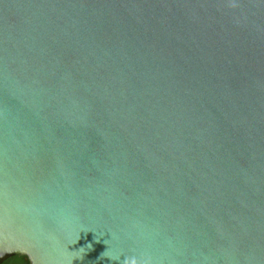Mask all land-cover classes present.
<instances>
[{
    "label": "water",
    "instance_id": "95a60500",
    "mask_svg": "<svg viewBox=\"0 0 264 264\" xmlns=\"http://www.w3.org/2000/svg\"><path fill=\"white\" fill-rule=\"evenodd\" d=\"M264 264V0H0V258Z\"/></svg>",
    "mask_w": 264,
    "mask_h": 264
},
{
    "label": "flooded vegetation",
    "instance_id": "af4514ba",
    "mask_svg": "<svg viewBox=\"0 0 264 264\" xmlns=\"http://www.w3.org/2000/svg\"><path fill=\"white\" fill-rule=\"evenodd\" d=\"M0 264H32L30 259L24 255H15L6 259L0 258Z\"/></svg>",
    "mask_w": 264,
    "mask_h": 264
},
{
    "label": "clouds",
    "instance_id": "9594fccd",
    "mask_svg": "<svg viewBox=\"0 0 264 264\" xmlns=\"http://www.w3.org/2000/svg\"><path fill=\"white\" fill-rule=\"evenodd\" d=\"M125 264H137V261H136V259L134 257L133 258H128V259H126Z\"/></svg>",
    "mask_w": 264,
    "mask_h": 264
}]
</instances>
